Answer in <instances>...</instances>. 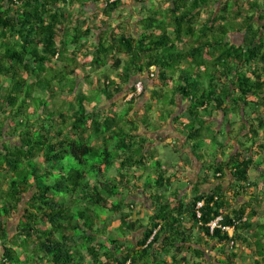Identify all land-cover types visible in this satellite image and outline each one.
<instances>
[{"label":"trees","instance_id":"1","mask_svg":"<svg viewBox=\"0 0 264 264\" xmlns=\"http://www.w3.org/2000/svg\"><path fill=\"white\" fill-rule=\"evenodd\" d=\"M106 1L109 16L123 5V0ZM164 1L169 7L163 17L151 9L138 38L128 31L100 38L91 69L112 61L113 73L96 71L95 84L76 60L54 65L56 57L67 60L68 45L86 47L81 39L90 38L92 28L76 29L70 43L61 41L64 16L54 7L59 0H0V264H192L183 252L195 255L194 264H206L205 245L212 242L221 257L217 262L237 264L240 245L251 246L241 232L250 229L248 219L256 210L248 204L230 212L221 187L202 192L209 179L195 186L190 201L177 193L173 204L161 192L172 189L178 175L168 174L171 167L157 160L140 135L146 123L135 107L144 92L134 93L152 68L164 87L173 83L169 92L155 88L151 98L159 105L168 98L165 107H171L172 92L188 104L175 121L189 118L182 131L194 152L205 135L217 134L212 118L219 113L242 118L254 107L256 123L242 119L240 128L248 142H239L221 161L215 157L206 169L218 180L231 174L239 187L251 185L255 169L264 182V25L256 23L264 0ZM234 34L242 41H232ZM194 65L193 74L186 71ZM78 68L86 72L87 88ZM102 98L109 107L101 106ZM228 123L233 127L232 120ZM139 190L156 205L147 225L134 219L137 204L129 201ZM28 194L32 200L22 208ZM15 216L13 233L9 222ZM115 216L121 221L118 236L109 234ZM185 217L192 224L188 228ZM219 217L220 226L212 230ZM226 227L233 228L232 235ZM141 229L137 243H128L126 237ZM261 242L256 245L264 253Z\"/></svg>","mask_w":264,"mask_h":264},{"label":"crops","instance_id":"2","mask_svg":"<svg viewBox=\"0 0 264 264\" xmlns=\"http://www.w3.org/2000/svg\"><path fill=\"white\" fill-rule=\"evenodd\" d=\"M156 2L157 3L155 4L154 8H160L158 9L159 11L163 12L169 7V3L164 0H156ZM151 4H153L152 1H147V3L142 4L136 0H123V5L112 12V14L109 16L105 12V9L108 5L106 0H59L58 4L54 6L55 9H59V12L64 16L63 27L62 31L59 34V40L63 41L64 39H66L70 43V39L75 36L76 29H80L83 32L88 28H92L93 31L90 38L88 39L86 38V36H82L81 41L82 43H84V45H86V47H82L81 49H79L76 46L68 45L67 50L64 53V56L67 60L59 61L58 57H56V62L54 61V65L58 68H61L67 62L69 63L72 60H76L79 65L84 66L85 71L87 69L88 71H91V66L93 64L92 60L95 56V48L100 44V38L105 35L106 37L107 35L112 34L120 35L126 31H128L134 37L138 38L142 30L143 20L148 18L149 14L151 13ZM120 9H124V11H126L128 15L133 16L128 21V29L121 26V24L125 23L126 21H121L119 22V24H117V21L126 19L127 17L125 15H118V11ZM263 12L264 11L257 13L256 23L259 27L264 25V21H259V16L263 15ZM163 15L164 14L162 13L161 16L163 17ZM204 17L205 14L202 15V18ZM135 18L136 21L134 20ZM168 31L172 33L173 28L169 27ZM156 34H161V31H156ZM111 65L112 61H109L106 67L96 71L110 72L112 70L110 68ZM84 69L78 68V73L80 74V72H83ZM111 76L113 77V75ZM94 77L92 76L91 80L93 82L95 81V84H97L98 78L96 77V75ZM141 80L142 82L145 81L143 83L138 82L142 83L143 85L144 96L142 99H139L138 97V103L136 104L137 106L135 107V111L138 110V115L141 117V119L143 118L142 120H144L146 124L144 126H141L140 135L147 138L150 143L151 141L156 143H151L150 147L156 152L158 161L161 160L157 151V145L165 144L168 147L172 148V150L175 152L176 157L174 160L178 162L176 168L174 169L172 168L173 166H171V169L169 168L170 165L173 164H167V167L169 166L168 168L170 169L168 174L171 175L176 173L178 175V179L174 182L172 189H164L161 192L166 193L169 202L173 204L178 200L176 195L177 193L180 196L179 199L186 198L188 201H190L195 192V186H197L199 182H205V179H209L210 183L206 182L201 185L200 188L202 192H207L212 189H218L221 187L224 192H226V197L232 204L230 212H232L233 210L239 211L243 209V207L250 204V209H255L257 214L249 217L248 221L251 223V227L250 229L243 230L241 232V235L243 238L250 239L251 246L247 247L244 244L240 245L242 249L240 252V257L237 259V264H264V253L262 252L263 249L260 246L256 245V242H258V240L262 241L261 244L264 243V234H260L259 232L260 227H262V225L264 224V182L263 180L260 181L261 179H258L261 176V171H256V174L254 176L255 179H253L252 172H250L251 185L239 187L238 183L232 180L231 174L229 173L221 180L216 179L213 173H209L206 167H208L214 161V159H207L203 152V148H206V146L216 145L214 141L220 144L224 143L226 145L224 149H222L221 146L217 145L218 151L215 154L216 158L221 161V159H225V150L229 154L235 151L234 147H239V142H248V138L244 136L245 132H242L240 128L243 123L242 119H244V122L249 121L250 123H256L254 120L255 116L253 115L254 107L251 108L249 114L242 113V118L237 117L236 114H229V116H226L223 113H219L217 116L212 118L214 122L213 129L217 134L209 133L205 135L202 148L200 150H197V152H194L191 148L192 144H190L186 138V133L182 131L183 126L188 123L189 118L183 117L175 121L178 116L183 115L182 113L186 111L188 104L179 97L175 96L172 92H170V99L173 98L174 100H176V102L169 108L163 107L166 108V111L168 112V116L165 117L163 114L164 109L158 104H154L151 98L152 91L155 88H166L168 90V88L170 89L173 83L168 87H164V85L160 83L158 79L155 68H152L149 74L143 75L141 77ZM82 85L85 88L88 87L87 82H85V80L83 79ZM130 99L131 95H129L126 100L129 101ZM100 101H102L101 106L109 107L111 104V102H107L103 98ZM148 102H150V105H152V110L154 112H159L156 117H153L151 114H146L149 115V123L146 122V117L144 118V116H146L144 114ZM114 111L118 110L116 109ZM228 120H232L234 122L233 127L229 125ZM146 126L148 127L146 128ZM7 137H9V134ZM258 141H263V133H261ZM254 150L257 151L258 149L254 148ZM141 173L143 172H138V174ZM220 175L221 174H218V176ZM258 184H260V186H258ZM132 199L135 200L137 204L134 219L140 217L143 219V223L147 225L150 221V217L155 211L156 205H154L152 200H150L146 196V193L143 190H139L134 197L129 198V201ZM184 221V225L187 228L192 225L189 218L185 217ZM120 223V219L116 216L113 217L112 220H109L110 235H119L118 227L120 226ZM143 231L144 230L141 229L133 236H127L126 240L128 241V243L131 242L133 244H136L138 239L141 238ZM195 231L196 233L194 234L198 235L199 230ZM206 242L207 241L203 242V247ZM216 247V242H212L209 246L205 245L207 261L210 264H220V262L217 261L220 260L221 257L219 253H217ZM182 255L191 259L192 264H194V262L197 260L194 254L183 252Z\"/></svg>","mask_w":264,"mask_h":264},{"label":"rangeland","instance_id":"3","mask_svg":"<svg viewBox=\"0 0 264 264\" xmlns=\"http://www.w3.org/2000/svg\"><path fill=\"white\" fill-rule=\"evenodd\" d=\"M152 3L153 4H151V9H154V11H156V10H158V9H160V8H158V9H156V7L154 8V6H155V4L157 3L156 2V0H152ZM166 7V6H165ZM163 14H165V11H163L162 12ZM118 15H125V16H127L126 17V19H121V20H119V21H117V24H119V22H121V21H126L125 23H122L121 24V26L122 27H125L126 29H128V21L133 17L132 15H128L127 13H126V11H124V9H120L119 11H118ZM206 15V14H205ZM166 16V15H165ZM164 16V17H165ZM160 18H162V16H161V14H160ZM114 20H116V19H114ZM135 21H136V18L134 19ZM231 40L232 41H234V42H239V41H242V39H243V36L241 35V34H234V35H232L231 37ZM229 38V39H230ZM186 71H189L190 72V74H193L194 72H195V65L193 66V69L191 68V69H186ZM86 72H89L90 74H93V77L96 75V71H88V69L86 70ZM86 72H80V74L77 76L79 79H80V81H82V79H83V77H84V74H86ZM92 72V73H91ZM108 73H113L112 71H110V72H108ZM100 74V73H99ZM202 75L203 76H205V73H202ZM95 78V77H94ZM57 91V90H56ZM170 91V90H169ZM59 94V93H58ZM64 95H65V93H63ZM63 94H61L60 96H59V101H60V99L62 98V97H65ZM124 97V94H122L121 96H118L117 98H116V102H121V99ZM63 100V99H62ZM166 100H167V102H165V101H163V104L161 103V102H159L160 103V105L159 106H161L162 108L163 107H165V105H167L169 102V99L168 98H166ZM255 100V99H254ZM162 101V100H161ZM153 103V102H152ZM151 103V104H152ZM148 105H147V110H148V114H151L153 117H156V115L157 114H159V112H154L153 110H152V107L150 106V102H148L147 103ZM169 108L170 107V104L168 105V106H166V108ZM119 108L120 107H115V108H113L114 110H119ZM149 108V109H148ZM166 108H163L164 110H163V114H164V116L165 117H167L168 115V112L166 111ZM146 109H145V111H146ZM250 111H251V109H248L247 110V113L249 114L250 113ZM143 119V118H142ZM141 119V120H142ZM151 143L152 144H156L155 142H153V141H151ZM158 146V149H157V151H158V154H159V157H160V160L162 161V163H163V165L164 166H166L167 167V164H173V165H170V167L171 166H176L177 164H178V162H176L174 159H175V152L172 150V148H170V147H168L167 145H165V144H163V145H157ZM218 151V146H216V145H212V146H206V148H203V152H204V154H205V156L207 157V159H215V157H216V152ZM227 154H228V152L225 150V158H226V156H227ZM257 162H259V163H261L262 161H261V158H259V159H257ZM169 167V166H168ZM263 168H264V164H263ZM170 170V169H169ZM168 170V171H169ZM250 172H252V176H253V179H255V174H256V170L254 169V170H251ZM110 174H112V175H117V172H116V170H112V172L110 173ZM258 179H261L260 181H262L263 180V178L260 176V178H258ZM258 186H260V184H258ZM263 194H264V189H263ZM31 200H32V195L31 194H28L27 195V197H26V199H25V201H24V203H23V205H22V208H24L28 203H30L31 202ZM18 223H19V216H15L14 218H12L11 220H10V222H9V226H10V229L11 230H13V233H15L16 232V227H17V225H18ZM259 232H260V234H264V228L263 227H260V230H259ZM25 256V255H24ZM206 264H210V263H206Z\"/></svg>","mask_w":264,"mask_h":264},{"label":"built area","instance_id":"4","mask_svg":"<svg viewBox=\"0 0 264 264\" xmlns=\"http://www.w3.org/2000/svg\"><path fill=\"white\" fill-rule=\"evenodd\" d=\"M142 92H143V85H142V83H138L137 84V91L134 94L135 95H140ZM133 95H131V97ZM202 206H203V203H199L198 204L199 208L202 207ZM198 217H201V213L199 212V209H198ZM221 220H222V217H219L214 222L211 223L210 226H211L212 230H214L216 227L220 226L219 223H220ZM225 230L229 231L231 233V235L233 234V228L232 227H226Z\"/></svg>","mask_w":264,"mask_h":264},{"label":"clouds","instance_id":"5","mask_svg":"<svg viewBox=\"0 0 264 264\" xmlns=\"http://www.w3.org/2000/svg\"><path fill=\"white\" fill-rule=\"evenodd\" d=\"M143 90H144V88H143Z\"/></svg>","mask_w":264,"mask_h":264}]
</instances>
